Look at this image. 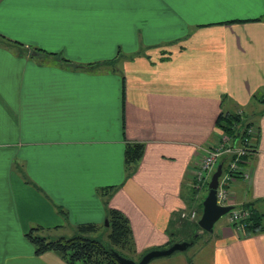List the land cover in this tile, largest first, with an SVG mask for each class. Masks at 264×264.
Listing matches in <instances>:
<instances>
[{
  "label": "crops",
  "instance_id": "obj_1",
  "mask_svg": "<svg viewBox=\"0 0 264 264\" xmlns=\"http://www.w3.org/2000/svg\"><path fill=\"white\" fill-rule=\"evenodd\" d=\"M0 33L22 42L0 43V264H71L26 231L103 225L111 208L130 220L134 257L188 240L200 226L181 212L201 216L192 171L221 140L222 111L242 109L256 142L228 202L259 211L264 0H0ZM132 143L145 149L128 165ZM148 264H264V231L227 216Z\"/></svg>",
  "mask_w": 264,
  "mask_h": 264
},
{
  "label": "trees",
  "instance_id": "obj_2",
  "mask_svg": "<svg viewBox=\"0 0 264 264\" xmlns=\"http://www.w3.org/2000/svg\"><path fill=\"white\" fill-rule=\"evenodd\" d=\"M0 43L10 47L9 45L13 43L21 45L22 42L8 38L0 33ZM34 49L37 52H44L50 56L56 55L55 52L39 48ZM59 59L68 61L65 57H59ZM243 117V114H238L234 111H222L218 116L217 125L234 142H244L247 138L251 143L250 149L256 142L253 140V134L247 132V126H250L251 123H246V119ZM144 149L145 147L142 143L128 144L125 149L126 164H133L142 157ZM193 180L194 184L197 183L195 177ZM205 183H209V180H206L200 187L196 188L201 189ZM250 209L252 211L250 216L243 222L246 232L256 233L264 231V212H259L253 208ZM59 211L62 212L63 209L59 208ZM107 218L109 224H103L104 231L98 234L100 225L95 223H80L76 226L75 232L69 236L59 234L53 237V235L47 233L43 226L30 227L26 231V236L33 243L37 254L51 250L71 264H122L115 256L114 251L123 256L134 258L129 253L132 252L133 248L132 226L128 216L117 208H111L108 211ZM95 233L97 235H94ZM201 233L206 234L208 231H202ZM201 233L198 234L196 240L201 236Z\"/></svg>",
  "mask_w": 264,
  "mask_h": 264
},
{
  "label": "built area",
  "instance_id": "obj_3",
  "mask_svg": "<svg viewBox=\"0 0 264 264\" xmlns=\"http://www.w3.org/2000/svg\"><path fill=\"white\" fill-rule=\"evenodd\" d=\"M238 114H242V109L236 111ZM253 127L247 126V132L249 134L254 133ZM250 142L246 138L244 142H234L231 137L223 132L221 140L210 146L204 154L203 158L193 167V178L195 177L197 183L195 187H200L202 183L206 182L208 176L215 169V166L220 160H225L223 164L222 173L219 177V183L217 186V202L221 205L229 204V185L235 179L237 173L240 170V163L243 157L249 153ZM226 164V165H225ZM248 175L247 173H245ZM251 209L245 206H234L228 213L229 221L241 228L244 220L250 216ZM181 216L184 218H190L198 220V214L196 210H183Z\"/></svg>",
  "mask_w": 264,
  "mask_h": 264
},
{
  "label": "water",
  "instance_id": "obj_4",
  "mask_svg": "<svg viewBox=\"0 0 264 264\" xmlns=\"http://www.w3.org/2000/svg\"><path fill=\"white\" fill-rule=\"evenodd\" d=\"M223 162H218L216 169L212 172L209 183L208 193L203 199V210L198 219L199 229L188 240L173 242L167 247L152 248L143 253L138 259L127 257L114 251L115 256L122 264H148L155 258L171 255L176 251H184L194 244L196 237L202 231L211 232L214 228L215 222L225 213L233 209V204L221 205L217 202V186L219 177L222 173ZM108 218H105V225H108Z\"/></svg>",
  "mask_w": 264,
  "mask_h": 264
},
{
  "label": "rangeland",
  "instance_id": "obj_5",
  "mask_svg": "<svg viewBox=\"0 0 264 264\" xmlns=\"http://www.w3.org/2000/svg\"><path fill=\"white\" fill-rule=\"evenodd\" d=\"M2 34V33H1ZM8 37V36H7ZM8 38H10V37H8ZM12 39V38H11ZM16 40V39H15ZM18 41H20V40H18ZM13 44H15V43H13ZM246 119V118H245ZM254 132V131H253ZM220 162V161H219ZM223 162V164L225 163V160L224 161H222ZM218 164V163H217ZM226 165V164H225ZM217 166V165H216ZM216 166H215V169H216ZM214 169V170H215ZM214 170L212 171V172H214ZM212 174V173H211ZM211 174L208 176V179L207 180H210V177H211ZM195 185V184H194ZM202 193H203V196L205 197L206 195H207V193H208V183H205L204 184V188H203V190H202ZM203 199V198H202ZM202 199H201V201H202ZM257 208L259 209V212H264V202L263 203H258L257 204ZM228 213L229 212H227V213H225V214H223L217 221H216V224L217 223H219V222H221V221H223V220H225L226 218H227V216H228ZM201 214H202V212H201ZM199 219V218H198ZM105 220V219H104ZM104 224H105V221H104ZM103 228H104V226H102V225H100V228H99V230H98V232H97V234L100 232V233H102L104 230H103ZM75 232V230H73V231H66L65 233H64V235H66V236H69V235H71L72 233H74ZM196 232V231H195ZM67 233V234H66ZM96 233L94 234V235H97ZM57 235H59V234H56V235H53V237H55V236H57ZM193 235V234H192ZM191 235V236H192ZM191 236L189 237V239L191 238ZM200 238V237H199ZM199 238L197 239V242H198V240H199ZM192 246V245H191ZM135 259H138L137 257H134Z\"/></svg>",
  "mask_w": 264,
  "mask_h": 264
}]
</instances>
